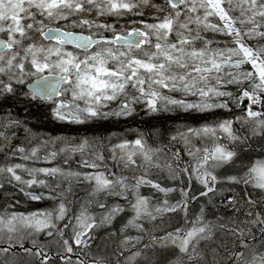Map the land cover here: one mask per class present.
<instances>
[{
	"label": "snow or ice",
	"instance_id": "1",
	"mask_svg": "<svg viewBox=\"0 0 264 264\" xmlns=\"http://www.w3.org/2000/svg\"><path fill=\"white\" fill-rule=\"evenodd\" d=\"M145 7L154 10L153 22L133 19L117 26L128 16L143 17ZM100 16H111L115 21L101 23L96 19ZM209 17H215L216 22H210ZM60 21L67 23L61 25ZM75 28L81 31H73ZM94 29H103L111 35H103ZM202 30L229 39L214 41L202 36ZM170 36L174 39L170 40ZM257 38L264 39V0H160L159 3L152 0H0V97L15 94L17 85H24L27 89L24 95L32 100L54 101V96H63L64 99L54 101L53 116L75 124L112 116H131L134 105L141 103L150 113L174 109L185 113H208L216 109L231 111L232 106L242 109L234 119L178 130L171 140H182L186 154L191 158L183 165L179 150L166 152L150 147L143 135H138L134 141L111 146V159L118 161L122 168L144 170L141 175L133 176L131 183L126 182L128 177L111 171L102 150L90 152L89 157L79 163L85 169L105 168L106 171L73 172L60 167L30 168L20 163L0 166V188L6 180L8 184H15L30 200L60 201L52 209L0 213V264H14L15 258L22 255L32 258L34 264H49L50 261L53 264H87L81 252L93 238L89 233L97 226L95 219L83 205L78 215L68 216L64 193L71 189L55 191L61 188L60 180L70 181L71 178L92 185L93 195L104 192L128 199L127 193L132 192L134 215L126 227L140 232L144 231V226L137 221L144 216L155 219L154 213H185L188 221L185 227L153 238L152 246L172 245L188 261L194 255L202 259L197 246L201 241H213L216 233L222 231L231 238L234 247L226 248L219 259L216 250L212 249L211 264H264V243L256 248L253 242L259 241L256 232L252 231L255 228L260 233V241H264V214L252 210L257 201L251 194L243 198L245 205L251 206L244 219L213 223L204 217L203 209L195 219L187 217L189 198L186 188L179 189L181 199L175 203L165 199L152 210H149L148 199L139 193L141 185L165 194L176 191L162 188L148 178V169L158 168L167 169L173 178L184 174L190 182L195 179L204 188L200 195L207 196L215 191L218 182L212 170L234 163L237 156L229 144H246L252 137H264V44L249 43ZM196 41H200L202 47H196ZM144 45L148 47L144 48ZM68 46H72L71 49ZM244 65L248 67L242 68ZM53 76L57 77V86L50 83ZM244 83L248 84L247 88L242 87ZM228 85L237 86V92L228 91ZM128 87L134 94L125 91ZM162 89L196 99H176L164 95ZM225 97L228 99H223ZM118 100L117 108L112 109L111 103ZM18 123L11 121L4 127ZM234 123L247 128L248 135L234 129ZM0 137H3L0 148L6 147L7 137L3 132ZM191 137L200 139L202 145H191ZM224 140L229 144L222 143ZM92 147L93 142L83 139L59 151L71 156L77 152L83 154ZM95 147L102 148L101 145ZM37 152L35 147L27 153L25 148L17 147L12 154H22L23 160L43 159L45 162H51L58 155L57 151H50L40 157ZM162 152L165 158L161 162L157 156ZM64 163H68L67 156ZM17 170L31 179L23 178ZM38 174L57 178V183L50 185L45 179H37ZM226 179L264 192V161H256L243 175ZM33 185L51 191H28ZM226 203L233 206L234 216L241 211L236 196L227 197ZM100 207L105 205L100 204ZM122 211L124 209L119 205L113 206L102 215L100 223L111 222ZM66 217L68 222L61 226L59 222ZM67 229L70 233L66 236ZM41 233L45 237H54L49 241L50 245L56 246L53 253L49 254V244L39 242ZM26 240L30 247H25ZM140 240V236H126L122 244ZM17 247L19 252L14 251ZM74 249L80 251L74 252ZM5 254H10L7 260ZM140 254L138 249L128 258V264ZM92 264H105V260L93 257Z\"/></svg>",
	"mask_w": 264,
	"mask_h": 264
},
{
	"label": "trees",
	"instance_id": "2",
	"mask_svg": "<svg viewBox=\"0 0 264 264\" xmlns=\"http://www.w3.org/2000/svg\"><path fill=\"white\" fill-rule=\"evenodd\" d=\"M152 2L159 3L160 0H152ZM143 11L145 13L143 17L128 16L121 19L117 26L119 27L125 24L126 21L133 19H144L149 23L153 22L152 15L154 10L151 7H145ZM92 17L95 18V13L92 14ZM73 19H75V17H73ZM96 19L101 23H111L115 21V18L111 16H100ZM209 21L216 22V18L209 17ZM66 23V21H60L61 25ZM192 27L195 28L196 25H192ZM72 30L77 32L81 31L79 28ZM94 31H99L106 36L111 35V33L104 32L103 29H94ZM201 35L214 41L229 39L228 37H222L210 31L202 30ZM169 39H174V37L170 36ZM249 43L254 45L264 44V39L257 38L249 41ZM195 46L202 47V44L200 41H196ZM215 46L216 45L213 44V47ZM147 47L148 45L144 48ZM247 67V65L242 66V68ZM20 89V92L5 94L3 97H0V120L4 119L5 121L11 120L19 122L18 124H13L6 134L4 133V136L10 137L11 141L7 149H3V151L0 152V166L20 163L30 168L60 167L73 172H85L88 170H81L78 168L80 166L79 162L84 158H88L90 152L102 150L111 171L117 175L128 177L126 181L128 183L133 182V176L141 175L144 170L135 168L122 170L119 162L111 159L109 149L111 146L120 143L118 142L120 139H117L116 135H123L121 136L123 141H134L138 135H143L144 140L150 147L164 149L166 152H175L179 150L180 164L183 165L191 158L186 154L185 144L182 140H171V137L176 135L178 130L183 131L187 128H199L205 123H214L223 119H234L236 116L240 115L242 111V109L232 106L231 111L216 109L208 113H185L178 109L172 111L161 110L150 113L144 109L145 105L141 103V105H134L135 111L129 117L112 116L104 120H98L97 123L92 124L88 129L80 130L75 128L74 123L55 119L53 116V103L41 100H33L30 102L22 100V97L25 96L24 93L26 92V88L23 85ZM227 89L233 93L237 92V87L234 85H228ZM161 91L165 95L171 97L174 93V91H169L168 89H162ZM245 103H247V101H245ZM115 107L117 108V106ZM116 108L112 109L115 110ZM15 127H18L17 130H13ZM233 128L239 129L242 135H248V129L241 127L239 124L234 123ZM1 132H3V129ZM31 134H36L35 136L39 137L38 139L36 138L37 140L33 142L35 145L32 146L35 147L38 145L36 143H39L37 141L43 139V141H47L46 147L52 148L53 150L51 151L58 152L56 157L57 163L55 165L43 167L41 164L23 162L12 155L13 150L9 148L15 149L31 144L32 142H29L31 141L29 140ZM55 137L67 138L69 142L60 141L55 145ZM1 138L0 140H2ZM83 139H88L90 142H93V147L87 149L83 154L77 152L68 156L66 152L59 151L61 148L74 145ZM222 143L229 144L227 140L222 141ZM95 145H101L102 148H97ZM191 145L200 147L202 142L198 138L191 137ZM229 147L237 153V156L234 158V163L224 164L212 170L213 174L217 176L218 182L215 185V191L209 193L207 196L200 195V192L203 191L204 188L203 185L195 179L190 182L184 174H180L176 178H173L167 169H149V179L159 183L162 188L176 189V191H170L165 194L157 191V189L153 187L141 185L139 193L141 196L148 199L149 210H152L154 205L161 204L165 199H167L169 203H175L177 200L181 199L179 189L186 188L189 198L186 215L192 219L200 216L201 209L204 211V217L213 223L227 222L236 218L244 219L246 210L251 207L250 205H245L243 199L248 194H251L252 199L257 201V204L252 210L264 214V192L252 188L251 186L233 184L226 179L229 176L243 175L244 171H246L250 165L254 164L256 161H264V137H252L246 144L232 143L229 144ZM7 150L8 152H6ZM117 152H119V150H117ZM66 156L68 157L67 164L64 163ZM157 158L162 162L165 158L164 153H159ZM103 171H106V169L103 168ZM17 172L21 174L23 178L30 179L26 177V173L20 172V170H17ZM44 177L43 174L37 175V179H45L50 185L57 183V178L48 177L49 180ZM60 183L61 188L56 189V192H60L62 189H71L64 193L66 197L64 202L69 208L68 216L78 215L83 205L86 207L88 214L94 217L97 224L89 233V235L93 237L89 246L84 248L81 252V256L86 260L87 264H92L93 257L103 258L105 264H128V258L138 249L141 251V254L135 257L132 264H174L177 259L184 257V254L175 246H161L159 244L152 246L151 242L153 238L163 237L169 232H174L177 228H184L188 223L185 213L177 211L157 219L142 220L140 223L143 224L144 231L140 232L136 229H130L132 227H126L128 221L134 215L131 211V203L127 200L122 199L120 196L108 195L104 192L93 195L92 185L77 182L76 178H71L70 181L60 180ZM28 191L48 193L51 189L33 185ZM129 196L132 198L133 193H130ZM230 196H236L239 200L237 207H239L241 211L236 213L235 216L232 210L233 206L226 203V198ZM17 201H19V203H17ZM59 202L60 201L57 199L48 198L42 199L39 203L33 202L24 195V193L20 192L15 184H8L6 180L4 181V187L0 188V213H31L40 209H52ZM132 202H134V200ZM17 204H20V206ZM100 204H104L105 207L101 208ZM115 205H119L124 211L117 214L111 222L101 224L100 219L102 215H105L108 210ZM66 222H68L67 217L59 223L62 226ZM252 231L256 232L257 240L259 241L253 242L254 246L260 248L264 241H260V233L255 228H253ZM69 233L70 229L65 230L66 236L69 235ZM134 234L141 237V240L135 243V247H133V244H122L126 236H132ZM38 239L42 244H49V241L54 239V237H45L43 233H41ZM145 245H149V247H144ZM221 245L226 247L222 248L220 247ZM30 246V243L26 240L25 247ZM55 247V245L49 244V254L55 251ZM230 247H234L231 238L222 231H218L213 241H201L199 244V248L202 249L201 256L203 253L202 261H204L199 264H205V261H207V264H211L212 261L208 259L213 258L212 249L216 250L217 259H219L224 255L226 248ZM14 251L19 252V248L17 247ZM76 251H80V249H74V252ZM121 252L123 253L122 255ZM9 255L10 254H5L4 259L7 260ZM73 259H75V256ZM14 264H34V260L26 255H22L15 258ZM49 264H53V262L50 261Z\"/></svg>",
	"mask_w": 264,
	"mask_h": 264
},
{
	"label": "rangeland",
	"instance_id": "3",
	"mask_svg": "<svg viewBox=\"0 0 264 264\" xmlns=\"http://www.w3.org/2000/svg\"><path fill=\"white\" fill-rule=\"evenodd\" d=\"M21 86H23V85H17V86H15L16 87V89H17V91L16 92H20V87ZM231 86H233V85H231ZM235 86V85H234ZM237 87V86H236ZM242 87H245V88H247L248 87V84L247 83H244L243 85H242ZM228 90V89H227ZM126 92H128V93H130V94H134V92H133V90L131 89V87H128V88H126V90H125ZM163 93V92H162ZM164 94V93H163ZM165 95V94H164ZM172 97L173 98H176V99H187V100H194V99H196V97H194V96H191V95H189V96H187V97H185L182 93H180V92H174L173 94H172ZM62 99H64V97H62L60 100H62ZM223 99H227V97H225V98H223ZM22 100H26V101H33L32 99H28L26 96H23L22 97ZM57 101H59V100H57ZM118 104H119V100L118 101H115V102H113V103H111V105H110V107L111 108H116L115 106H118ZM138 105H141V104H138ZM54 106H55V104H54ZM145 109V108H144ZM127 117H129V116H127ZM10 122H11V120H7V121H5L4 119H2V120H0V132L2 131V129H3V133H5L6 134V132H8L10 129H11V126L13 125V124H11V126H8V127H4V125H9L10 124ZM98 122V120L96 121V120H93L92 122H88V123H84V124H75L74 123V125H75V128H77V129H88L92 124H94V123H97ZM17 128L18 127H15V128H13V130H17ZM36 135V134H35ZM34 134H31V136H30V139L29 140H31V141H29V142H32L31 144H28V145H26V146H23V148H25V151H26V153L27 152H30L31 151V149L32 148H34V146H32V145H35V143H33L35 140H37L39 137H36ZM121 136H123V135H116V137H117V139H120L118 142H122L123 141V138L121 137ZM1 138V137H0ZM37 138V139H36ZM1 139H3V137L1 138ZM55 140H54V144L55 145H57L60 141H67V142H69V139H65V138H60V137H55L54 138ZM10 141H11V139H10V137H8L7 136V141L5 142L6 144H7V146L6 147H2V148H0V152H2L3 151V149H7V147L9 146V144H10ZM37 142H39V143H36V144H38V145H36L35 146V148H38V150H40V151H38L37 152V156H40V157H43L45 154H47L48 152H50L51 150H53L52 148H49V147H46V144H47V141L46 140H44L43 141V139H40L39 141H37ZM10 150H14L13 148H9ZM6 152H8V150L6 151ZM13 155V154H12ZM21 155L22 154H20V153H18L17 155H13L15 158H18V159H20V160H22L23 162H27V163H32V164H41L43 167H50L51 165H55L56 163H57V161H56V157H55V159H53L51 162H45L43 159H40V160H36V159H32V160H23V159H21L20 157H21ZM78 168H80L81 170H88V171H103V168H99V169H85V168H83V167H81V166H79ZM121 169L122 170H125V169H134V168H122V166H121ZM143 170V169H142ZM149 170V169H148ZM26 177H29V176H26ZM30 179H31V177H29ZM44 178H46V179H49L48 177H44ZM50 180V179H49ZM130 193H132V192H128L127 193V196H128V199H124V200H127L128 202H130V203H132V201H133V196H132V198H130V196H129V194ZM123 199V198H122ZM33 202H37V203H39V202H41V200H39V201H34V200H32ZM18 206H20V204H17ZM174 213V212H173ZM173 213H164V214H159V213H154V215L156 216V218L155 219H157V218H160V217H164V216H166V215H170V214H173ZM142 220H153V219H151L150 217H147V216H144V217H142L139 221H137V223H140ZM130 229H135V228H130ZM137 235H132V237H136ZM133 243H136L135 241H133V242H130V243H128V244H133ZM127 244V245H128ZM197 248H198V251H202V249L201 248H199V245L197 246ZM202 257H203V253H202ZM212 259L213 258H210V259H208V260H211L212 261ZM182 262H183V264H199V263H203L204 261H202V259H200V258H198V257H196L195 255L192 257V259L190 260V261H188V259H187V257L184 255V257L183 258H179V259H177V261H175L174 262V264H182Z\"/></svg>",
	"mask_w": 264,
	"mask_h": 264
},
{
	"label": "water",
	"instance_id": "4",
	"mask_svg": "<svg viewBox=\"0 0 264 264\" xmlns=\"http://www.w3.org/2000/svg\"><path fill=\"white\" fill-rule=\"evenodd\" d=\"M69 47H72V46H69ZM34 83V81H33ZM50 83L53 85V86H57V77H50ZM64 85H61V87H63ZM59 96H54V98H58Z\"/></svg>",
	"mask_w": 264,
	"mask_h": 264
},
{
	"label": "bare ground",
	"instance_id": "5",
	"mask_svg": "<svg viewBox=\"0 0 264 264\" xmlns=\"http://www.w3.org/2000/svg\"><path fill=\"white\" fill-rule=\"evenodd\" d=\"M138 132V131H137ZM51 143V142H50ZM53 144V143H52ZM98 208V207H97ZM114 249V248H113Z\"/></svg>",
	"mask_w": 264,
	"mask_h": 264
}]
</instances>
